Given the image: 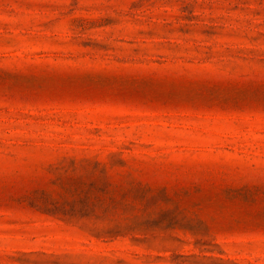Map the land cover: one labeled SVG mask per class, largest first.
I'll use <instances>...</instances> for the list:
<instances>
[{
	"label": "rangeland",
	"instance_id": "1",
	"mask_svg": "<svg viewBox=\"0 0 264 264\" xmlns=\"http://www.w3.org/2000/svg\"><path fill=\"white\" fill-rule=\"evenodd\" d=\"M0 264H264V0H0Z\"/></svg>",
	"mask_w": 264,
	"mask_h": 264
}]
</instances>
